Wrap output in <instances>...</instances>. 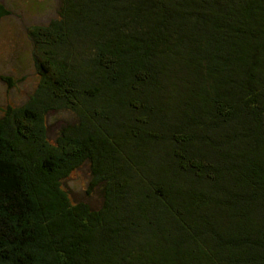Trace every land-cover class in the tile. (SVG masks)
<instances>
[{"label": "trees", "instance_id": "16d2710c", "mask_svg": "<svg viewBox=\"0 0 264 264\" xmlns=\"http://www.w3.org/2000/svg\"><path fill=\"white\" fill-rule=\"evenodd\" d=\"M57 12L0 118V264H264V0ZM86 163L97 206L63 188Z\"/></svg>", "mask_w": 264, "mask_h": 264}, {"label": "rangeland", "instance_id": "374dc122", "mask_svg": "<svg viewBox=\"0 0 264 264\" xmlns=\"http://www.w3.org/2000/svg\"><path fill=\"white\" fill-rule=\"evenodd\" d=\"M9 14L0 16V118L8 105L25 106L36 89L39 76L31 56L32 41L27 33L28 26L43 25L57 17L59 0H0ZM2 77V78H1ZM6 78H8L6 80ZM72 112L49 111L46 116L49 139L52 140L60 126L75 121ZM26 144V143H25ZM16 149L26 155L29 147ZM21 145V146H22ZM88 164L71 171L63 180L64 190L71 192L74 201H89L98 205L96 193L88 197Z\"/></svg>", "mask_w": 264, "mask_h": 264}]
</instances>
